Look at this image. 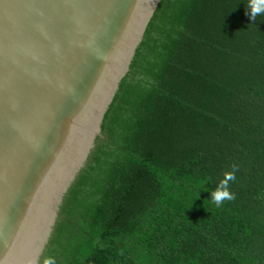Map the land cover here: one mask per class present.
<instances>
[{"label": "trees", "instance_id": "trees-1", "mask_svg": "<svg viewBox=\"0 0 264 264\" xmlns=\"http://www.w3.org/2000/svg\"><path fill=\"white\" fill-rule=\"evenodd\" d=\"M247 3L171 1L56 264H264V15Z\"/></svg>", "mask_w": 264, "mask_h": 264}, {"label": "water", "instance_id": "water-1", "mask_svg": "<svg viewBox=\"0 0 264 264\" xmlns=\"http://www.w3.org/2000/svg\"><path fill=\"white\" fill-rule=\"evenodd\" d=\"M172 0H0V264L53 258Z\"/></svg>", "mask_w": 264, "mask_h": 264}, {"label": "clouds", "instance_id": "clouds-1", "mask_svg": "<svg viewBox=\"0 0 264 264\" xmlns=\"http://www.w3.org/2000/svg\"><path fill=\"white\" fill-rule=\"evenodd\" d=\"M245 8L249 14V19L255 21L258 16L264 15V0H248ZM236 171V166H233L232 171L225 173L224 178L219 182L215 190L210 193L211 202L217 207H220L225 201L235 199V195L229 191V183L235 180ZM43 264H56V262L49 257L43 261Z\"/></svg>", "mask_w": 264, "mask_h": 264}]
</instances>
